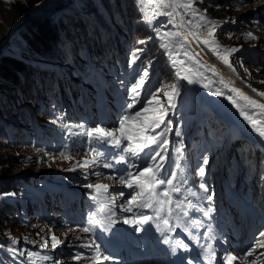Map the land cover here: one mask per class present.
<instances>
[{
  "label": "rangeland",
  "instance_id": "374dc122",
  "mask_svg": "<svg viewBox=\"0 0 264 264\" xmlns=\"http://www.w3.org/2000/svg\"><path fill=\"white\" fill-rule=\"evenodd\" d=\"M15 1L17 0H0V46L8 30L15 28L23 19L13 6ZM105 1L107 2V0ZM108 1H110L112 7L114 2L112 0ZM90 2L94 3L95 6H100V0H70L69 4H67V0H44L36 5L34 13L30 15L46 14L59 9L53 15L64 13L74 16V18H82L84 20L82 24L84 45L81 43L73 45L69 41H64L63 46H61L64 49V53H62V56L51 57L53 63L34 61L32 63L33 74L29 75L27 79L22 78L21 82L14 87L0 83V123L3 124L6 134L3 141L0 140V182H12L13 179L21 178L22 186L25 190V193L19 198L21 209L20 224H4L3 217H1L4 215V210L0 207V242H3L6 247L3 250L6 264H31L27 257L28 252L37 254L33 258L35 264H53V260L60 261V264L71 263L72 253L68 251L62 253L61 250H66L68 245L73 247L74 243H81L83 239L82 231H72L73 229H68L64 224L68 223V217L62 218L63 214L66 213L68 202L62 203L60 206L61 211H57V206H53L55 215L51 216L49 207L52 203H59V199L46 181L47 177L53 176L51 178L53 180L72 184L70 179L76 176L83 184L85 183L83 181L99 183L93 180H106L109 179V176L102 175L99 180L97 176L92 174L94 172L101 173L100 165L102 162L98 164L99 166L95 165L88 169L77 166L78 161L85 159V146L79 143L85 138L66 135V138L63 139V134L67 131L66 126L80 123H84L87 126L102 125L105 122L102 117L106 115L108 105H111L109 110L118 112L115 121L117 125V121L122 114V104L127 95V85L135 76L142 74L145 70L149 73L145 84L146 89L152 90L157 85H161L165 91H171L169 86L175 83L179 86L180 95L183 93L180 101V95L176 98V108L168 116V120L171 121L172 131L168 135L169 145L167 152L171 149L177 156L176 149L178 147L182 148L183 152L189 150L195 157L192 165L195 171L201 166L202 158L206 157L209 162L206 166V173H211L214 183H217V171H221V162L224 160L223 150L227 148V146L224 147L227 124L219 117L217 111H228V109L221 105H216L212 101L210 96L212 91L209 89L207 94H209L211 100H209L210 106L207 108L206 106L203 107L200 95H197L193 90L194 84H184L176 77V70L172 67L168 56L160 48V43L153 34L152 29L144 22V15L140 12L139 0H135L136 6L134 5V7L140 17L136 16V12L134 15L132 14L134 10L131 11L133 16L130 14L132 17L129 22L133 27L131 32H134L132 35L127 33V16L120 17L117 13L113 14L114 21H117L120 26L108 20L109 14H106L107 20L104 19L100 22L103 24H99L96 21L97 19L95 20L96 16L83 17L81 7L92 8ZM239 2L240 0H204L203 3H197L196 5L201 12H204L206 8L208 18L223 25L222 28L217 29L219 43L224 47L239 49L238 52L229 57L233 67L236 69L235 73L217 59L212 51H209L203 45L198 47L195 42L191 43L205 57L216 64L218 68L223 70L229 78H232V81L237 82L244 89L254 94L260 101L264 102V98L251 91L252 88H255L258 92H264V83H261V81H264V0H255L254 3L251 0H244L247 6L239 8V10L229 7V5H235ZM65 5H67L65 9H60ZM216 5H222L223 7L216 8ZM123 9L126 12L128 11L126 5ZM187 18L185 17V19ZM230 19H235L236 23H223L226 20L230 21ZM106 21H109L112 25L107 28L108 30H106V27H108L109 23ZM199 22L198 20L194 21V25ZM247 33H252L257 39L245 40L244 36ZM106 37L109 39L111 37H119L121 48H114L113 51L108 49ZM64 40H67V38L64 37ZM75 40L71 39V42ZM140 41H144V43H139ZM92 44L97 46L99 52L97 57L91 50ZM8 45L12 49L21 52L25 51L26 48L21 36L11 39ZM253 45L254 47H251ZM247 47L252 48L251 53L256 51L255 54L252 56L241 54L245 48L244 51L248 52ZM8 48L9 46H5L3 53H8ZM137 49L142 51L139 52V59L136 63L132 64L130 60ZM54 60L57 64L54 63ZM155 60H159L161 67L164 69L165 77L163 76L161 81L154 80L155 75L159 77L154 68ZM241 62L243 67H241ZM78 64L85 65L81 75L80 72H77ZM245 69H247V72ZM200 84L198 83L197 87ZM203 108H206V110H203ZM99 109H101L100 113H98ZM199 110L201 113H199ZM23 111L27 117H24V114L21 115ZM5 113L12 114L13 118L17 119L18 122L7 120ZM206 113L205 119L202 120L200 118L201 120H198L200 114L205 115ZM67 115L72 117L66 118ZM92 118L95 121L90 125L89 119ZM54 119H57L58 123L54 122ZM210 121L216 127H211L209 125ZM49 123H56L58 128L61 129L62 136L55 138L41 130L44 125ZM106 127L113 128L111 126ZM176 131H181L183 133L182 137H177L175 135ZM215 145L217 147L213 149ZM236 146L247 162L246 169L243 166L241 173L245 174L250 184H256L263 189L264 152L256 151L244 139H237L229 146L228 156L231 154L234 156L232 151ZM74 149H79V151H74ZM61 151H71V158L68 160L61 158L59 155ZM110 151L115 152L116 150L110 149ZM261 158L263 159L262 161L260 160ZM103 159L101 158L102 161ZM7 165L15 169L12 175L2 174V169ZM85 173L88 174L87 180L84 178ZM191 183L193 186L194 183L192 181ZM53 184L57 185L56 183ZM110 186L114 189L117 186H121V184L118 182L116 184L115 181H112ZM20 188V185H16L17 195L20 192ZM76 188L82 190L79 186ZM14 194L9 193L4 197L11 199ZM1 197L3 196L0 195V199ZM80 205L84 206L83 201H80ZM51 235H55L62 241L63 249L60 247L56 252L54 250H38V247L45 240L49 241L50 246ZM77 237H80L79 240H76ZM37 238H39V241L31 244ZM13 239L18 243L14 245L12 243ZM84 240H87V238L84 237ZM1 249L3 248H0V253L3 257ZM21 253H24V255H21ZM43 256H49L52 259L42 261L39 257Z\"/></svg>",
  "mask_w": 264,
  "mask_h": 264
},
{
  "label": "snow or ice",
  "instance_id": "6c2138e0",
  "mask_svg": "<svg viewBox=\"0 0 264 264\" xmlns=\"http://www.w3.org/2000/svg\"><path fill=\"white\" fill-rule=\"evenodd\" d=\"M204 0H139L141 9L144 12V22L149 26L157 16L168 17V23L172 24L176 29L174 32L161 33L160 28L156 27L153 30L156 36L162 41L160 47L168 56L172 67L176 70L175 75L178 79L185 80L187 83H195L192 78L193 74L197 77L207 79L203 72H211L217 75V70L204 64L199 58V54L192 51L189 47L191 42H195L199 47L203 45L219 59L229 70L235 73L229 57L238 52L237 48L224 47L219 43L217 38V29L223 25L215 20H211L206 15L207 9L201 12L197 7V3H203ZM255 2V0H251ZM247 6L244 0H240L235 5H229L236 10ZM216 8L223 7L216 5ZM182 10V11H181ZM151 13L149 17L148 13ZM179 16L177 21L176 17ZM185 17H188L185 19ZM200 21L195 23L194 21ZM231 22L236 23L235 19L224 21V24ZM258 23V22H256ZM194 25V28H193ZM231 34L229 35L230 38ZM151 39V37H150ZM245 40H256L257 37L252 33H247L244 36ZM172 41H176L173 44ZM139 43H144L140 41ZM180 49V50H178ZM137 49L133 53L130 63L135 64L139 59ZM183 56L187 60L192 61L196 65V71L186 63L185 59H178ZM241 67L243 63L241 62ZM247 72V69H245ZM148 71H143L142 74L135 76L126 88V98L122 104V114L117 121V126L108 128L106 126L96 125L87 126L84 123L68 124L66 126V135L82 136L85 139L82 142L85 146V159L77 162L80 168H92L102 162L105 169L115 172L109 176V179L117 181L129 190L127 201L120 206V211L129 215L122 219L117 217L113 208L116 204V197H123V191L117 194L110 193V185L104 183L89 182L83 187L89 189V198L97 205V208L89 217V225L83 227L81 231L86 234H91L95 229H99L101 233H109L113 227L122 222L135 229L136 232L145 231L144 226L154 224L157 232L164 236L163 243L168 244L171 253L176 255L178 249L188 251L189 246L180 239L172 240L171 236H165V233L172 234L176 229H181L190 239L203 250L204 255L212 257L213 244H201L200 240L204 239L215 240L211 224L207 226V232L201 236L199 229L205 226L209 220L211 207L205 209L199 203H194L189 197L196 200L212 201V194L209 192V187L203 179L206 176V166L208 159L202 158V164L196 169V174L201 178L198 182V190L186 187L188 184L187 176L185 175L186 165H182L183 159L182 148H177V159L170 162L167 174L165 162L168 161L167 150L169 145L168 135L172 131L171 121L168 120L169 113L176 108V98L180 95L179 86L175 83L169 87L171 91H165L164 87L157 85L155 89L148 90L145 88L148 80ZM219 83L224 85L234 96H228L227 99L238 108L240 115L250 125L262 140H264V104L257 103L239 89L232 87L231 81H225L223 77H219ZM209 83L204 84V87L209 88ZM264 83V81H261ZM250 87V86H249ZM212 91L211 88H209ZM252 92L264 98V92H258L252 88ZM162 93V95H161ZM213 95H222L219 90L212 91ZM239 98L245 102L250 108L258 109V112H249L244 108H240L237 104ZM177 137H182L181 131H176ZM115 149V152L110 151ZM79 151V149H74ZM47 155V153H45ZM60 157L68 160L71 158V151H61ZM90 157V158H89ZM101 158H104L103 161ZM117 165L123 167L117 169ZM74 170V169H69ZM97 177L103 174L99 172L92 173ZM84 178L88 179V174L85 173ZM207 194L201 197L200 191ZM187 195H183V193ZM192 212L202 213L201 218H192ZM150 213V214H149ZM192 229H196V234H193ZM80 237H77L79 239ZM96 237L91 243L84 244L82 247L90 249L92 255L89 256L88 264H103L104 261L111 259L101 249V245L96 242ZM51 248L55 250L62 241L55 235L50 236ZM15 245L18 243L12 240ZM49 241L45 240L41 247H48ZM264 230H261L254 238L251 246L242 253V257L226 253L224 256L225 264H257L258 261L264 259ZM24 255V253H21ZM37 254L28 252L27 257L31 264H35L34 257ZM42 261L52 259L49 256L39 257ZM74 260L80 261L84 259L81 255H75ZM187 264H193L191 258H186ZM53 264H60V261L53 260Z\"/></svg>",
  "mask_w": 264,
  "mask_h": 264
},
{
  "label": "trees",
  "instance_id": "16d2710c",
  "mask_svg": "<svg viewBox=\"0 0 264 264\" xmlns=\"http://www.w3.org/2000/svg\"><path fill=\"white\" fill-rule=\"evenodd\" d=\"M44 0H17L14 3V8L18 15L22 18H24L26 15L34 13V9L36 5L43 2ZM114 3L111 7L110 1L107 0H100V6H95L94 3H91L92 8L86 9L85 6L81 7V14L83 17H89V16H96L95 20L99 24L104 19L108 20L113 23L115 22L117 26H120V24L117 21H114L113 14L117 13L120 17L127 16V33L132 35L134 32L131 30L133 27L130 24V18L135 14L136 16L140 17V14L137 13V10L135 9L134 5L135 0H112ZM127 6L128 11L126 12L124 6ZM134 10L131 14V11ZM107 14V15H106ZM132 16H131V15ZM130 15V16H129ZM91 16V17H92ZM83 21L82 18L76 17L71 15H66L64 13H58L53 15L52 17H38V18H29L26 20V22L17 29L8 39L7 41V47L8 53H0V83L8 85L9 87H14L17 84H19L22 80V78L27 79L29 75H32L33 69H32V63L34 61L37 62H45V63H53V60L51 57L54 56H62L64 53L63 43L64 41H69V43H72L73 45L76 43L83 44L84 45V34H83ZM109 21H106L109 23ZM106 27H111L112 25L109 23ZM147 34V33H146ZM21 36L25 43V51H16L8 45V42L11 41L14 37ZM64 37L67 38V40H64ZM69 38V40H68ZM77 39L75 41L71 42V39ZM119 38L116 37L115 39H110V48H112L115 45V48L117 49V45L119 44ZM91 50L93 51V54L97 57L98 55V49L97 46L94 44L91 45ZM78 61L77 59H75ZM32 61V62H31ZM55 61V60H54ZM60 62V61H58ZM55 64L56 61L54 62ZM86 63V61H85ZM75 66V65H74ZM85 65L78 64L77 65V72L81 73L84 71ZM156 71L165 77L164 69L160 65V61L158 60V64L156 66ZM29 100V99H28ZM35 108V107H34ZM24 114V115H23ZM5 118L9 120L10 122H18V120L13 118V115L9 113H5ZM24 117L26 116V113L23 111L21 113ZM27 117V116H26ZM20 124V123H19ZM211 126L213 125L212 122H210ZM5 132L3 129V124L0 123V140L3 141V138L5 136ZM3 175H12L13 172H15L14 168L5 166L2 169ZM35 184V182H33ZM16 185H20V192L16 193ZM13 187V189H12ZM9 193H15L11 199H6L4 196ZM25 193L24 187L22 186V180L21 178L13 179V181L8 182H0V195L3 196L0 199V207L3 208L4 212L1 217H3V223L4 224H20V203L19 198L22 197V195ZM18 196V197H17ZM10 221V222H9ZM1 234V232H0ZM39 238L35 239L34 242H31V244H34L35 242H38ZM5 244L3 242H0V248L2 251L3 256L5 257V252L3 251Z\"/></svg>",
  "mask_w": 264,
  "mask_h": 264
},
{
  "label": "bare ground",
  "instance_id": "6f19581e",
  "mask_svg": "<svg viewBox=\"0 0 264 264\" xmlns=\"http://www.w3.org/2000/svg\"><path fill=\"white\" fill-rule=\"evenodd\" d=\"M141 12L144 15V12L142 9H141ZM148 15H149V17H151L150 12L148 13ZM176 19H177V21L179 20L178 16L176 17ZM149 27L152 29L153 34L155 35L156 39L159 41L160 44L162 43V41L156 36V33L153 30L154 28H156V27L160 28L161 33L176 31V29L173 28L172 24L168 23V17H166V16H157L156 18L153 19L152 25ZM172 43L176 44L177 42L172 41ZM189 47L191 48L192 51L199 54V58H200V60H202V62L204 64L208 65L211 68H215L217 70V75H213L211 72H203V70L201 69L200 71L202 72L204 77H207V79L197 77L196 75L193 74L192 78L194 80H196V82L193 83L195 86L193 88V90L197 95H200L201 103H202L203 107L206 106V108L210 106V101H211L209 98V94H207L208 89L211 88L212 91L219 90L222 92V95L211 94L210 96H211L212 101L215 102L216 105H221V106L225 107L226 109H228V111L227 110L226 111L225 110L224 111H221V110L217 111L219 117H221L222 120L225 121V123L227 124V127L229 128V135H228L227 142L232 140V139L244 137L247 140L251 141V143L253 145L259 144L261 146H264V140H262L255 132L252 131L250 125L240 115L238 108L236 106H234L229 101V99H227L228 96H234V94L230 93L224 85L219 83L218 78L223 77V79L226 82L231 81L232 87L239 89L240 91H242L245 95H247L251 99L256 100L257 103L264 104V102L260 101V99L255 97L254 94H252L250 91H247L246 89H244L237 82L232 81L231 80L232 78H229L226 75V73L223 72V70L218 68L216 64H214L207 57H205L204 54H202V52L198 48H196L192 43H190ZM178 50H180V49H178ZM177 58L178 59H185L186 63L193 69V73H195L196 65L192 61L187 60V58L183 57L182 55L177 57ZM181 81L184 82V84H187V81H185V80H181ZM209 81H212V83L209 84V88L204 87V84L209 83ZM198 83H201V84H200V86L197 87ZM236 99H237V104L240 106V108H244L246 111H249L250 113L259 111L258 109L250 108L249 106H247L243 100H241L239 98H236ZM206 108H203V110ZM217 109H218V107H217ZM200 110H202V109L200 108ZM232 114H234V115L231 116ZM56 125H57L56 123H49L48 125H44L41 128V130H43L44 133H46V134H50L52 137L54 136L55 138H59V136H62V132H61V129L58 128V125L57 126ZM187 180H188V184L186 185V187L193 189L191 180L188 177H187ZM183 195H187V193L185 192V193H183ZM103 264H105V262H103Z\"/></svg>",
  "mask_w": 264,
  "mask_h": 264
},
{
  "label": "water",
  "instance_id": "95a60500",
  "mask_svg": "<svg viewBox=\"0 0 264 264\" xmlns=\"http://www.w3.org/2000/svg\"><path fill=\"white\" fill-rule=\"evenodd\" d=\"M69 1L70 0H67V4H69ZM66 6L67 5H65L63 8H60V9H65L66 8ZM59 9H56V10H53L52 12H50V13H55L56 11H58ZM43 16H48V13H46V14H38V15H26L23 19H22V21L15 27V28H13V29H9L8 30V32H7V34H6V37L4 38V40H3V42H2V44H1V46H0V53H2L3 52V49H4V47L6 46V44H7V41H8V39H9V37L17 30V29H19L20 27H22V25L26 22V20L27 19H29V18H37V17H43Z\"/></svg>",
  "mask_w": 264,
  "mask_h": 264
}]
</instances>
